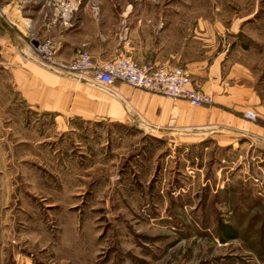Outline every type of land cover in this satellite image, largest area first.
<instances>
[{"label": "rangeland", "instance_id": "rangeland-1", "mask_svg": "<svg viewBox=\"0 0 264 264\" xmlns=\"http://www.w3.org/2000/svg\"><path fill=\"white\" fill-rule=\"evenodd\" d=\"M243 13L264 36V0H0L33 57L61 61L66 38L109 45L113 61L152 26L201 27L206 44L214 14L227 29ZM169 134L56 120L0 77V264H264V145Z\"/></svg>", "mask_w": 264, "mask_h": 264}, {"label": "crops", "instance_id": "crops-1", "mask_svg": "<svg viewBox=\"0 0 264 264\" xmlns=\"http://www.w3.org/2000/svg\"><path fill=\"white\" fill-rule=\"evenodd\" d=\"M250 17L247 13L228 17L226 29L222 18L214 14L206 44L201 27L186 34L179 23L162 29L152 26L145 45L131 35L136 53L133 58L138 64L186 69L194 86L211 96L207 108L120 82L113 87L114 94H108L89 75L79 79L53 73L34 61L25 33L0 17L2 91L12 101L56 120L145 123L148 131L162 135L173 132L200 139L217 134L226 139L227 146H234L236 137L264 145V36L261 30L246 28ZM79 46L88 47L100 64L114 57L109 45L100 47L88 39L74 42L66 38L59 58L72 61ZM248 112L257 115L256 122L245 117Z\"/></svg>", "mask_w": 264, "mask_h": 264}, {"label": "built area", "instance_id": "built-area-1", "mask_svg": "<svg viewBox=\"0 0 264 264\" xmlns=\"http://www.w3.org/2000/svg\"><path fill=\"white\" fill-rule=\"evenodd\" d=\"M35 58L36 63L56 74L79 79L89 75L108 94H114L113 87L120 82L173 100H186L193 107H205L212 103L210 95L198 90L190 73L181 67L151 64L142 66L130 57H119L100 64L85 49L79 50L70 62L57 59L48 48L41 47L37 49ZM245 117L252 122L257 120V115L252 112L246 113Z\"/></svg>", "mask_w": 264, "mask_h": 264}]
</instances>
